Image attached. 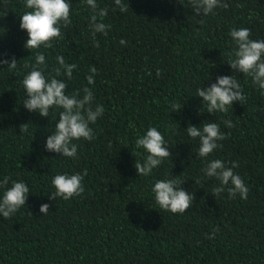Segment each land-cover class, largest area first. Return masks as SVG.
Returning a JSON list of instances; mask_svg holds the SVG:
<instances>
[{"label":"trees","instance_id":"obj_1","mask_svg":"<svg viewBox=\"0 0 264 264\" xmlns=\"http://www.w3.org/2000/svg\"><path fill=\"white\" fill-rule=\"evenodd\" d=\"M123 2L126 13L114 0H97L108 9L103 22L111 25L107 36L96 35L99 47L88 29L91 8L70 0L72 24L62 30L64 39L30 52L19 27L24 0H0V54L18 62L13 70L0 66V181L9 176L8 186L23 181L30 190L26 206L0 217V264H264V90L226 63L235 47L232 28L246 27L252 39H264V0H225L227 10L204 17H194L189 0ZM37 51L45 55L46 76L55 75L59 55L76 64L71 80L57 78L68 93L91 87L94 106L105 109L90 125L95 138L74 141L75 159L45 150L59 110L43 118L23 107L22 80L30 71L24 65L35 64ZM91 66L97 68L94 85L86 80ZM232 75L246 102L233 103L227 113L201 111L197 89ZM172 102L182 110L171 112ZM205 121L220 124L227 136L207 160L237 164L233 170L249 189L246 199H229L227 191L213 196L219 181L204 175L199 141L185 131ZM29 122V132L21 134L19 126ZM150 126L164 135L172 156L139 177L134 164L146 153L135 141ZM85 169L82 195L49 199L54 175ZM161 179H178L194 194L184 214L156 204L152 188ZM42 204L50 205L47 214L40 213ZM214 229L215 238L208 239Z\"/></svg>","mask_w":264,"mask_h":264},{"label":"clouds","instance_id":"obj_2","mask_svg":"<svg viewBox=\"0 0 264 264\" xmlns=\"http://www.w3.org/2000/svg\"><path fill=\"white\" fill-rule=\"evenodd\" d=\"M179 3L180 0H178ZM87 6L92 10V15L88 25L95 47H99L96 35L107 36L111 29L110 24H105L103 18L107 16L108 9L100 8L97 0H85ZM115 5L121 13H126L129 9L128 2L114 0ZM190 8L194 17H204L215 14V10L223 8L227 10L229 3L225 0H189ZM24 11L20 15L19 27L27 33V40L24 45L30 52L39 50L41 47L50 49L53 41L64 39L63 29L72 24L70 15L72 4L70 0H24ZM235 47L228 54L227 64L233 72L242 73L251 78L252 83L260 90H264V39L254 40L251 38V30L246 27L232 28L229 32ZM125 40H121V45H126ZM7 54H0V66L6 65L7 69H17L18 62L13 56L10 60L4 58ZM57 67L52 69L55 75L44 74L47 69L45 55L36 52L35 64H25V68H30L22 80V87L26 92L27 99L23 102V107L29 112H36L41 117L47 118L50 110H59L58 120L55 123L54 131L47 136L45 150L53 152L66 158H77L78 144L74 141H92L95 138L94 130L90 125L97 122L98 118L104 114V107L100 104L94 106V93L91 87L85 86L75 92L68 93L67 83L57 77L63 75L68 80L72 79L76 64H68L63 55L56 57ZM97 68L91 66L89 75L86 77L88 85L95 84ZM160 70H157V76ZM196 96L202 98L203 105L201 111L213 114L216 112L227 113L235 102L244 103L245 96L240 82L232 76H218L216 82L207 88H198ZM171 112H179L183 106L178 102L170 104ZM222 123L227 128L233 127L231 120H223ZM29 123L21 124L20 133L29 132ZM172 127L171 125L169 126ZM187 135L192 139H198V155L205 158L206 164L202 172L208 178L219 181L218 186L212 189L213 196H220L227 191L229 199H235L239 195L240 199L248 196V186L243 178L234 172L238 167L233 163L230 167L221 159L207 158L222 145L219 143L227 138L221 131L220 124L205 121L200 126L189 124L186 128ZM137 149L142 148L146 153L143 161L134 164L136 172L140 176H149L164 159L172 156L166 146L164 135L156 127H148L146 132L135 141ZM87 176V169L83 173L56 174L51 179L52 187L55 189L49 196L51 201L57 198L70 200L84 193V177ZM11 177L6 176L0 181V217L8 219L26 206L29 197V187L23 181H9ZM184 182L178 179H161L154 183L152 192L159 208L172 214H184L188 211L195 199L194 194L184 190ZM49 204L40 206V213L47 214ZM218 229H214L208 239H214Z\"/></svg>","mask_w":264,"mask_h":264}]
</instances>
